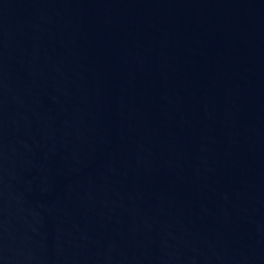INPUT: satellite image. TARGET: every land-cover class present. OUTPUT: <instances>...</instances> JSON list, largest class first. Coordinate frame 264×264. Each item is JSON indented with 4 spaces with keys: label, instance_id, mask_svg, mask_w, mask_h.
Returning <instances> with one entry per match:
<instances>
[{
    "label": "water",
    "instance_id": "95a60500",
    "mask_svg": "<svg viewBox=\"0 0 264 264\" xmlns=\"http://www.w3.org/2000/svg\"><path fill=\"white\" fill-rule=\"evenodd\" d=\"M0 264H264V0H0Z\"/></svg>",
    "mask_w": 264,
    "mask_h": 264
}]
</instances>
